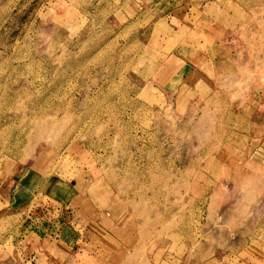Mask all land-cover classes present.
I'll return each instance as SVG.
<instances>
[{
	"label": "rangeland",
	"instance_id": "rangeland-1",
	"mask_svg": "<svg viewBox=\"0 0 264 264\" xmlns=\"http://www.w3.org/2000/svg\"><path fill=\"white\" fill-rule=\"evenodd\" d=\"M0 264H264V0H0Z\"/></svg>",
	"mask_w": 264,
	"mask_h": 264
}]
</instances>
